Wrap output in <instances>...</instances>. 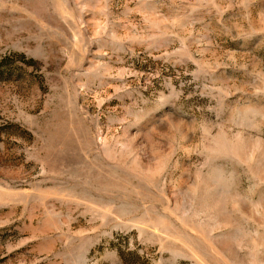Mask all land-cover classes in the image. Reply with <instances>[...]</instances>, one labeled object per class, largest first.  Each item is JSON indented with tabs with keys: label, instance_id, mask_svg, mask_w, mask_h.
<instances>
[{
	"label": "rangeland",
	"instance_id": "1",
	"mask_svg": "<svg viewBox=\"0 0 264 264\" xmlns=\"http://www.w3.org/2000/svg\"><path fill=\"white\" fill-rule=\"evenodd\" d=\"M0 264H264V0H0Z\"/></svg>",
	"mask_w": 264,
	"mask_h": 264
}]
</instances>
